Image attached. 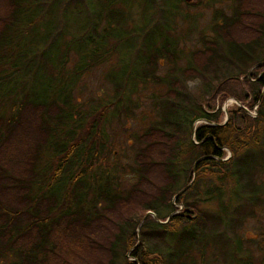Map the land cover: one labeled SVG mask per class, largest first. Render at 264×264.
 Instances as JSON below:
<instances>
[{
    "label": "trees",
    "instance_id": "obj_1",
    "mask_svg": "<svg viewBox=\"0 0 264 264\" xmlns=\"http://www.w3.org/2000/svg\"><path fill=\"white\" fill-rule=\"evenodd\" d=\"M184 1L169 0V17L152 30L155 13L145 21L134 0H0V264H195L191 249L202 255L198 244L209 236L198 201L226 207L229 180L251 205L260 199L252 146L264 145V73L248 85L259 118L237 106L219 123L213 100L219 79L264 67V0L259 8L235 0L187 66L162 77L160 62L175 64L180 54L172 21ZM137 33L153 36L122 65L121 47ZM102 65L111 95L79 100L82 78ZM187 75L204 82V93L188 89ZM152 81L166 90L154 96L155 119L135 135L125 166L134 180L123 187L117 166L104 165L106 127L129 118L138 84ZM200 119L212 123L193 129Z\"/></svg>",
    "mask_w": 264,
    "mask_h": 264
},
{
    "label": "rangeland",
    "instance_id": "obj_2",
    "mask_svg": "<svg viewBox=\"0 0 264 264\" xmlns=\"http://www.w3.org/2000/svg\"><path fill=\"white\" fill-rule=\"evenodd\" d=\"M163 1L165 2L163 3ZM259 1L261 0H244L243 2L246 7L258 5L256 8H259L262 6L258 4ZM92 2L94 6L99 4L98 0H92ZM133 3L134 8L138 9L141 15L145 13V21L148 19V14L155 13L156 20L152 23V30L158 26L156 24L159 17L163 16L167 20L170 15L169 0H134ZM236 3L235 0H185L184 2H179L182 14L175 15L172 23L175 25L176 32L179 33L180 54L176 58L175 64H172L168 60L161 61L156 74L166 77L172 69H177L178 73L180 69L187 66L189 53L195 49L202 48L201 37L212 36V26L220 21V14L231 13L232 7ZM262 11L264 12V6ZM133 16L135 17L134 13ZM142 18L143 16H141V21L143 22ZM235 31L237 32V30ZM247 32L243 33L250 35L249 31ZM152 36L148 33H137L135 36L129 38V45L131 44L132 46L124 43L120 50L122 65L126 64L130 66L136 60L139 53H144L143 46L146 45ZM154 36L155 39H159L156 34ZM258 37H260L264 45V31L263 33H258ZM116 59L117 57L112 56L110 62H114ZM105 66L102 65L92 69L82 78L80 84L81 93L77 95L79 100H84L91 96L94 97L98 94L102 98H107L111 95L112 86L104 77ZM263 73L264 67L257 68L256 64H254L246 67L240 75H234L231 79L226 80H222V78L215 82L216 87L214 86V89H218V92L213 101L214 105L220 107L221 110L219 123H223L225 114L228 117L229 111L237 106H242L251 118L256 115L257 104L248 107L251 97L248 85L254 79L253 76ZM246 78H248V81ZM184 80L189 90L198 93L202 89L204 93L205 84L200 78L187 75L184 77ZM220 88H223V90L219 91ZM165 90L166 85L163 83L152 81L148 82L144 87L138 84L136 93V98L139 102L138 107H133L131 111L132 115L129 118H126L124 113H122L120 123L113 118L106 127L110 133V140L107 142L110 152L104 165L117 166L116 173H118L123 187H128L134 180L130 170L125 168V166L131 163L134 155L136 147L135 135L139 134L155 119L156 111L152 107L154 96L164 93ZM230 93H236L243 97L247 95V98L245 101H240ZM207 97L212 99L211 95L205 98L207 99ZM201 122L198 120L196 125ZM261 129L264 130V124L261 125ZM259 140L264 142V134L261 135ZM223 150L227 157L230 151L226 148H223ZM252 152L259 168V171L255 175V184L259 186L260 190H264V145H253ZM121 167H124V169ZM231 187L236 192H231ZM200 189H202L201 186ZM259 196L260 199L256 200L257 203L251 205V203H248L247 198L243 197L242 190L235 187L229 180L225 185V193L221 198L226 207L221 206V204L219 205L218 200L208 202L198 201V210L206 214L204 233L209 236H207V244H205V241L201 242L204 244H198V247L203 246L202 250L194 247L199 252L201 251L200 253L203 252L202 255L195 253L191 249L189 262L193 260L195 264H243L244 259L248 256L250 264H264V192L261 191ZM194 198L196 197L194 196ZM179 209L181 208L179 207ZM216 212L221 215V221L215 217L214 214ZM236 219H240V221ZM212 232L213 234H211ZM235 240L241 247L237 248L235 246Z\"/></svg>",
    "mask_w": 264,
    "mask_h": 264
},
{
    "label": "water",
    "instance_id": "obj_3",
    "mask_svg": "<svg viewBox=\"0 0 264 264\" xmlns=\"http://www.w3.org/2000/svg\"><path fill=\"white\" fill-rule=\"evenodd\" d=\"M260 63H264V61H262V62H260ZM260 63H258V64H260ZM227 119V114H226V116H225V120ZM200 121H203V122H208V123H212V122H210V121H206V120H204V119H200ZM197 122V121H196ZM196 122L194 123V125H193V129H195V126H196ZM202 157H200V158H198L195 162H194V165H193V169H194V167H195V164L198 162V160H200ZM187 186L188 185H186L183 189H181L177 194H176V196L178 195V194H180L183 190H185L186 188H187ZM169 219V216L163 221V222H166L167 220ZM158 221H160V220H158ZM140 223H141V221H140Z\"/></svg>",
    "mask_w": 264,
    "mask_h": 264
},
{
    "label": "flooded vegetation",
    "instance_id": "obj_4",
    "mask_svg": "<svg viewBox=\"0 0 264 264\" xmlns=\"http://www.w3.org/2000/svg\"><path fill=\"white\" fill-rule=\"evenodd\" d=\"M261 75H258L256 78L258 79L259 77H260ZM260 117V115H259V113L257 112L256 113V115H254L253 116V118H259ZM262 124H264V119H263V121H262ZM236 242V241H235ZM234 242V243H235ZM239 245V244H238ZM236 246V245H235ZM240 246V245H239ZM241 247V246H240ZM250 259H249V257L247 256V258L246 259H244V263L243 264H245V263H248V264H250V261H249Z\"/></svg>",
    "mask_w": 264,
    "mask_h": 264
}]
</instances>
